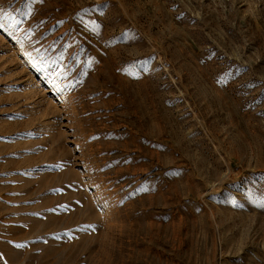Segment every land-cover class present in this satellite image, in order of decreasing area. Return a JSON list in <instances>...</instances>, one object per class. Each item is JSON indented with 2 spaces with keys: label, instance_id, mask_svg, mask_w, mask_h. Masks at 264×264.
<instances>
[{
  "label": "rangeland",
  "instance_id": "obj_1",
  "mask_svg": "<svg viewBox=\"0 0 264 264\" xmlns=\"http://www.w3.org/2000/svg\"><path fill=\"white\" fill-rule=\"evenodd\" d=\"M0 25V264H264V0Z\"/></svg>",
  "mask_w": 264,
  "mask_h": 264
},
{
  "label": "snow or ice",
  "instance_id": "obj_2",
  "mask_svg": "<svg viewBox=\"0 0 264 264\" xmlns=\"http://www.w3.org/2000/svg\"><path fill=\"white\" fill-rule=\"evenodd\" d=\"M0 26H2V25H0Z\"/></svg>",
  "mask_w": 264,
  "mask_h": 264
}]
</instances>
